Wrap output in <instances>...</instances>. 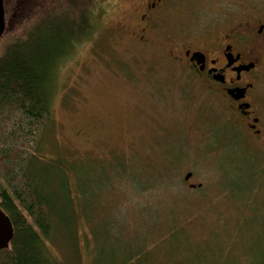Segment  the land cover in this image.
<instances>
[{
	"label": "rangeland",
	"instance_id": "obj_1",
	"mask_svg": "<svg viewBox=\"0 0 264 264\" xmlns=\"http://www.w3.org/2000/svg\"><path fill=\"white\" fill-rule=\"evenodd\" d=\"M102 1L3 0L0 56L59 8L90 10L91 33L57 68L32 167L54 209L52 264L260 263L264 127L232 130L242 144L227 147L224 102L120 39Z\"/></svg>",
	"mask_w": 264,
	"mask_h": 264
},
{
	"label": "flooded vegetation",
	"instance_id": "obj_2",
	"mask_svg": "<svg viewBox=\"0 0 264 264\" xmlns=\"http://www.w3.org/2000/svg\"><path fill=\"white\" fill-rule=\"evenodd\" d=\"M125 1L131 6L129 17ZM103 4L110 8V16L106 11L102 17L114 18L111 24L120 39L159 53L165 64L191 76L210 96L224 102L227 147L242 144L240 135H231L232 130L260 136L264 127V0H106ZM191 180L192 174L184 179L186 183Z\"/></svg>",
	"mask_w": 264,
	"mask_h": 264
},
{
	"label": "trees",
	"instance_id": "obj_3",
	"mask_svg": "<svg viewBox=\"0 0 264 264\" xmlns=\"http://www.w3.org/2000/svg\"><path fill=\"white\" fill-rule=\"evenodd\" d=\"M88 8H59L41 21L36 40L10 44L0 56V215L10 227L0 264L53 262L47 240L54 209L32 167L41 161L57 68L91 33ZM258 264H264V251Z\"/></svg>",
	"mask_w": 264,
	"mask_h": 264
},
{
	"label": "water",
	"instance_id": "obj_4",
	"mask_svg": "<svg viewBox=\"0 0 264 264\" xmlns=\"http://www.w3.org/2000/svg\"><path fill=\"white\" fill-rule=\"evenodd\" d=\"M5 30V10L4 2L0 0V38ZM191 176V173H187L184 179L187 180ZM10 236V227L4 218L0 215V247L3 246Z\"/></svg>",
	"mask_w": 264,
	"mask_h": 264
}]
</instances>
